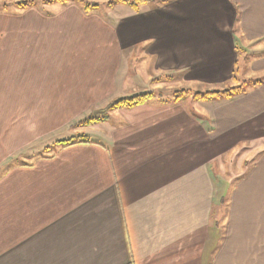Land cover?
<instances>
[{
    "label": "crops",
    "instance_id": "0c3cea01",
    "mask_svg": "<svg viewBox=\"0 0 264 264\" xmlns=\"http://www.w3.org/2000/svg\"><path fill=\"white\" fill-rule=\"evenodd\" d=\"M151 3L0 14V264H264V0Z\"/></svg>",
    "mask_w": 264,
    "mask_h": 264
},
{
    "label": "rangeland",
    "instance_id": "374dc122",
    "mask_svg": "<svg viewBox=\"0 0 264 264\" xmlns=\"http://www.w3.org/2000/svg\"><path fill=\"white\" fill-rule=\"evenodd\" d=\"M32 2V5H35L37 6L38 8L46 11L48 10L44 4H43V0H0V14H6V15H12L16 12H18V7L19 5H17L18 3L20 2ZM50 2H54L53 0H49ZM70 1H76L78 3H81L83 4L82 6H89L90 7V11L92 10L91 8L95 5V4H98L99 5V10H98V13L104 17L108 16V15H113L115 13L111 12L108 10V8H106L107 6V3L108 2H111V1H116V0H70ZM156 1H159V0H156ZM153 2V1H152ZM147 6L146 7H151L152 3L149 2V3H146ZM146 4H143V5H146ZM123 5V3H119L117 4L116 6H121ZM142 5V6H143ZM0 15V16H1ZM1 19V18H0ZM239 53H240V56H241V60H240V64L238 66V70H237V77H239V71H241V74L244 73L243 71V65H242V57L244 56V53L243 50L241 48H239ZM138 63V61L136 59H134V61L132 62V65H131V68L132 70L135 71L136 69V64ZM2 68H5V70L7 71L6 75H11V74H14L15 72H18V71H25V70H29V68H27L26 66H20L18 65L17 62H12L11 59H7L5 56H3L1 53H0V69ZM10 71V72H9ZM135 80H138V78L136 76H134ZM242 77L240 76L238 79H241ZM168 79V78H167ZM11 80V79H10ZM179 83H182V81H177L176 82H173L171 83L170 85H166V87L164 88V90H155V97L156 100H160L162 99V101L164 102H171V99L174 96V93L176 92V88L178 89H182L183 86H181ZM6 85L9 84V83H5ZM13 84V83H12ZM11 85V83H10ZM233 84H230V86H232ZM12 86V85H11ZM11 86H8L9 88H11ZM190 87V86H189ZM248 87V86H247ZM184 89H192V90H198V89H201V88H194V86H192V88H184ZM180 91V90H179ZM205 91V93L208 91V90H203ZM213 91H223L222 88H218V90H213ZM212 92V91H210ZM150 94V93H149ZM141 95H144L143 93ZM172 96V98H171ZM151 99V98H150ZM177 99V98H176ZM184 103L187 105V106H190L191 104V101H184ZM111 111V110H109ZM106 119V118H105ZM104 119V120H105ZM94 139V140H98V141H101L102 143H104V140L103 138L101 137H98V136H90L89 139ZM219 170V169H218ZM217 173V172H216ZM221 172H220V177H218V174H217V177H218V180L220 179H227V177H222L221 176ZM221 184V183H220ZM219 184V185H220ZM226 191H228L226 188L222 187V188H218V196L220 197L221 194H225Z\"/></svg>",
    "mask_w": 264,
    "mask_h": 264
},
{
    "label": "trees",
    "instance_id": "16d2710c",
    "mask_svg": "<svg viewBox=\"0 0 264 264\" xmlns=\"http://www.w3.org/2000/svg\"><path fill=\"white\" fill-rule=\"evenodd\" d=\"M53 1H59V2H68L70 0H53ZM154 0H116V1H111L107 3L108 8H114L117 4L119 3H123V4H127L129 5L133 10L138 11L141 6L143 4L152 2ZM162 3H168V2H162ZM32 2H21L18 5L20 7H29L31 6ZM81 4V3H79ZM83 5V4H81ZM99 5L95 4L91 9H96L98 8ZM84 9L86 11L90 10L89 6H84ZM244 92V88L242 86L239 87H231L227 90H223V91H212V92H206V93H193L190 90H178L175 92L174 94V98L178 99V98H182L184 97V95L188 96V95H192L194 97V99H210L212 97L215 96H225V97H233L234 95L237 94H241ZM155 94L153 93H148V94H144V95H137V96H133L131 98H125V99H121L116 103H113L111 105L108 106V110H113V109H119V108H133L136 106H140L146 103V101H148L150 98H154ZM105 114L101 117H96V118H92L90 120H86L85 122H81L79 123L80 125H87L88 123H90L91 121H95V120H103V119H107V113L104 112ZM87 139H85L84 137H78V138H73V139H69L66 141H61L58 142L59 145H61L62 147H67V146H71L74 145L76 143L79 142H86Z\"/></svg>",
    "mask_w": 264,
    "mask_h": 264
}]
</instances>
